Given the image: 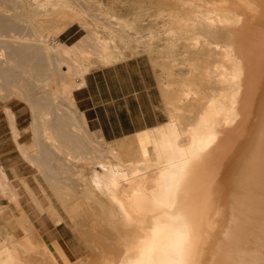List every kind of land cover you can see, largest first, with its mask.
<instances>
[{
  "label": "bare ground",
  "instance_id": "6f19581e",
  "mask_svg": "<svg viewBox=\"0 0 264 264\" xmlns=\"http://www.w3.org/2000/svg\"><path fill=\"white\" fill-rule=\"evenodd\" d=\"M136 1L130 4L139 7ZM123 2L121 9L128 5ZM164 3L154 20L163 27L159 33H167L162 47L169 54L154 48L161 42L144 41L151 31L139 35L141 26L120 32L131 29L130 17L134 21L128 12L127 21V7L123 15L104 0H0V97L25 101L32 112V140L23 144L6 110L13 137L103 263L260 264L262 252L250 256L264 249V190L221 194L220 187L262 108L264 0ZM74 23L87 33L71 45L50 42L51 34ZM127 49L151 60L163 54L169 62L179 59L186 71L176 89L164 90L162 124L106 146L102 137H89L72 92L91 67L115 64ZM194 61L201 63L197 76ZM193 80L208 92L199 95ZM22 183L37 208L61 223L46 191L39 187L48 200L44 207ZM0 193L16 206L12 219L21 232L0 242V264H57L1 168ZM57 251L64 264H74Z\"/></svg>",
  "mask_w": 264,
  "mask_h": 264
},
{
  "label": "rangeland",
  "instance_id": "374dc122",
  "mask_svg": "<svg viewBox=\"0 0 264 264\" xmlns=\"http://www.w3.org/2000/svg\"><path fill=\"white\" fill-rule=\"evenodd\" d=\"M104 1L108 6L110 4H112L111 5L112 7H113L114 3L119 2L118 0L117 1L114 0L115 2L112 0H104ZM107 1H109V2H107ZM131 1H133L132 3L135 2V0H131ZM131 1L130 0H128V1L124 0V2L123 1H120V2H123V3L127 2L125 4L129 5ZM140 1H142V3ZM149 1L150 0H144V1L143 0H137L136 2L141 3V4L136 3V5H138L139 7H135V4L129 5V7L131 5L134 6L133 7L134 9H131L132 7L129 8L128 5H126L124 8L121 9V7H123V4L121 6L120 2H119V5H118V3L116 5H114V8L118 11H121V13L128 8L125 11L126 16H127L126 19L128 21L131 18L130 21H128L131 23V25L129 26V27H131V29L126 30L127 27L125 26V28H124L125 30L123 32L124 26H122L121 27L122 31L120 29V32H122L123 34H126L125 32H127V31H134V32L137 31L138 32L140 30V32L138 34L141 35L143 33V31H144V33H146L149 30V31H151V32H149L150 38L149 37L147 38L146 34H145V37L141 36L142 39L144 41H146V39L147 40L150 39V41H153L154 43L161 42V43H158V45H159L158 47H154V48L158 49L159 52L161 50L162 53L169 54L165 50L166 48L162 47L165 45L164 40H163V38H164L163 36L167 33L164 30H163L164 31L163 32L161 29L160 30L164 34H162L161 31L159 33L158 28H163V27L159 26L157 21L154 20L157 17L156 15H157L158 11L162 8L164 9L167 7L164 3L165 0H163V2H162V0H156L158 3L155 0H152V1H150V3H147ZM110 2H113V3H110ZM160 2H162V3H160ZM154 3L155 4L157 3L158 5H155ZM146 4H147V6H146ZM159 4H160V6H159ZM161 4L163 7L161 6ZM140 6H141V8H140ZM157 7H158V9H156ZM129 10L131 13L129 12ZM131 10H133V11H131ZM137 11H139V12H137ZM143 11H144V13H143ZM125 12H123L122 14L125 15ZM127 12L129 14H133V15L135 14L134 15V21H133V17H130L133 15H129V14H127ZM118 13H120V12H118ZM137 18H138V20L139 19L140 20L137 21ZM88 21H89V19H88ZM146 22H148V23L144 25V23H146ZM130 23H128V24H130ZM156 24H158V25H156ZM70 26H71V29L69 31H71V32L76 31V36H80V38L84 34L87 33V31H85V29H83L78 23H74ZM70 26H68V27H70ZM133 28H134V30H132ZM138 28H139V30H138ZM48 33L46 32V34H48ZM61 33L55 34V35L51 34V36L49 37L50 42L53 43L54 41H59V42L64 43L63 38L66 34L61 35ZM159 37H160V39H159ZM144 38H146V39H144ZM143 40H141V41H143ZM67 45H71V44L67 43ZM164 50L166 52H163ZM168 50H169V48H168ZM148 54L149 53H146V52H140V53L139 52H131L130 49H127L126 51H124V57L121 60H125V59L131 58V57H138V56L146 57L149 60L151 66H152L154 75H155L156 87H157L158 92L160 94L162 107H163L165 113H167L166 95L164 93V90L167 91L168 89L169 90L171 89L170 91H172L173 89H176V87L179 85L178 83L180 82V78L178 76H179V74L185 73L186 66L183 65L182 64L183 62L180 61L179 59H177L174 63L169 62L168 58L164 57V54L162 55L163 58H162V56H160V58L158 57L155 60H151V58ZM165 56H167V55H165ZM194 62H195V68L196 69L192 70L191 73L193 74V76H197L202 71L201 65H200L201 63L199 61H194ZM169 63L173 64V65L176 64V66L174 65V67H173V69H174L173 71H175L174 76H171L172 70H171V67L169 66ZM96 66L98 68V66L101 67L103 65L97 63ZM94 68L95 67H91V69H94ZM62 70H65V68H62ZM181 76H184V75H181ZM166 83H168L170 86L172 84V87L168 86L166 89L165 86L168 85ZM192 84L194 86H196L197 89H199V95H201V94L205 95L208 92V90L202 86V84L200 83V80L199 81L193 80ZM3 101L5 103L8 102L10 105H13V106H16V107L23 109L24 115L26 117V119H25L26 121H25L24 129L21 130V132H20L21 136L19 138V141L22 142L23 144H29L32 140V131H31V127H30V124H31L30 122L32 120V112H31L29 105L25 101H22V100H20L16 97H13V96L9 97L8 99H4V98L0 97V102H3ZM261 105H262V108L258 112L256 120L253 123L254 126L252 128L251 133L247 137L246 143L242 147L239 148V150L232 157L229 165L226 167L227 175H226L224 181H222L223 184L220 187L221 192H222L221 194H225V192H232V190H237V188H244L246 190H253L256 192V194L258 191L264 190V99H263V103ZM166 117H167V114H166ZM79 122L82 123V120ZM82 125H84V123ZM3 126L5 128V124ZM84 126H82V127H84ZM86 131H87V133L91 139L96 140V141L98 139L100 140V136L97 133L92 132V131H88L87 128H86ZM248 132L247 131L243 132L244 135L242 133L241 136L242 135L243 136L241 138H244V136ZM141 134H142V132L138 133V134H134V135L129 136V137L134 138L136 135H141ZM83 138H84V136H83ZM239 138H240V136H239ZM239 138L235 142L236 145L238 144L237 142L240 143V141L243 140V139L240 140L241 138L240 139ZM118 140H120V139H118ZM114 141H117V140H114ZM114 141H106L105 145L111 146ZM237 146L239 147V145H237ZM0 152L5 153V156H3L2 161H3L4 166L8 169V172H7L8 176L7 177L9 179L11 185L15 188V190L18 194L17 200L19 202V205L27 212V214L31 218V221L33 222V224L35 225V227L37 228V230L39 232L40 238L47 244L49 250L53 254L54 258L56 259L57 264H64L62 258L60 257V255L57 251V249H61L65 253V255L68 257V259L70 261L74 262V264L80 263L79 261L82 262L80 264H105L98 257L101 254L99 248L94 247L96 250L97 249L99 250V251H96L92 247L91 244H90L91 245L90 246L89 243L86 242L83 235L80 234L82 232L81 231L79 232L78 228L76 229L75 223L70 219V217L66 214V212L63 211V209L60 206V204L58 203L56 197H54L51 189H49L50 187H48V184H47V181L44 177V174L39 170V168L32 166L31 163H29L23 157V155L19 152V150L17 149V147L14 143L12 145L10 143H6V145L2 147ZM77 164H78V167H77V165H75L77 167L76 171H78V169H81V166H80L81 163H77ZM22 180H24L27 183V185L29 186V188L37 194L39 201L41 202V204L44 207H46L48 205L47 204L48 200L46 197H44L41 194L39 187L41 186L46 191L49 198L51 199V201L53 202V204L57 208L59 215L61 216V219H62L61 223H57L56 220L51 215H49L46 211H40L37 208V206L34 204L35 202H33L32 198L29 196V194L25 190L26 188L24 187ZM262 193H264V191ZM9 200L10 199L6 195L0 193V205L3 207L5 206L3 209H0V242L2 241V239L7 234H11V235L15 236L16 238H19L21 236V232H20L19 228L16 226L13 219L11 221H9V219L13 218V216L17 213L16 206L14 204L12 205L9 202ZM5 218L8 220L5 221L4 220ZM261 224H262V228H263V232H264V220L263 219H262ZM262 241L264 242V239H262ZM98 252L100 254H97ZM260 252H262V253L258 257V259L261 260L260 264H264V249L254 252L250 256V260ZM107 264H117V263H114V262L110 263L107 260Z\"/></svg>",
  "mask_w": 264,
  "mask_h": 264
},
{
  "label": "crops",
  "instance_id": "0c3cea01",
  "mask_svg": "<svg viewBox=\"0 0 264 264\" xmlns=\"http://www.w3.org/2000/svg\"><path fill=\"white\" fill-rule=\"evenodd\" d=\"M70 29L71 26L61 33L66 34L63 38L65 44H73L80 38L76 36V31L71 32ZM82 81L72 92L75 107L84 118L88 131L97 133L106 141L152 129L167 118L152 66L146 57H131L91 69ZM4 103L0 102V151L6 143H14L17 147L6 110L12 114V121L19 133V143H22L19 141L20 132L26 121L23 109ZM3 156L5 153L0 152V168L8 176Z\"/></svg>",
  "mask_w": 264,
  "mask_h": 264
}]
</instances>
